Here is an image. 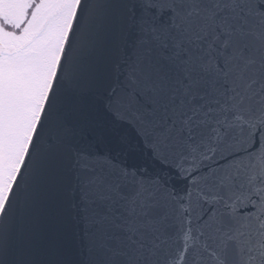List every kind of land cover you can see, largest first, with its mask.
Returning <instances> with one entry per match:
<instances>
[{
  "label": "snow or ice",
  "instance_id": "snow-or-ice-1",
  "mask_svg": "<svg viewBox=\"0 0 264 264\" xmlns=\"http://www.w3.org/2000/svg\"><path fill=\"white\" fill-rule=\"evenodd\" d=\"M0 264H264V0H0Z\"/></svg>",
  "mask_w": 264,
  "mask_h": 264
}]
</instances>
